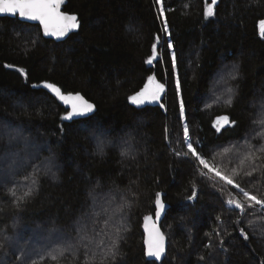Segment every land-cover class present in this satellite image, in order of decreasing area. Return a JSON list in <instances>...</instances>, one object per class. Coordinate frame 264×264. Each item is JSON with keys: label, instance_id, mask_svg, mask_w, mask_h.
<instances>
[{"label": "trees", "instance_id": "1", "mask_svg": "<svg viewBox=\"0 0 264 264\" xmlns=\"http://www.w3.org/2000/svg\"><path fill=\"white\" fill-rule=\"evenodd\" d=\"M205 2L164 0L160 17L155 0H67L64 10L78 16L80 27L64 40L45 37L39 24L0 16V172L16 167L12 177L0 181V264H91V254L101 264L97 242L103 239L105 247H99L105 250L117 229L118 258L104 264L264 262V210L256 206L240 213L226 203L230 197L243 201L237 188L194 158L176 155L187 151V123L191 142L210 164L226 174L237 169L234 179L241 187L264 194V154L257 153L258 171L243 174L251 170L247 142L263 143L254 139L259 130L254 121L264 105V0H218L216 15L207 20ZM164 19L168 33L162 30ZM153 43L158 59L149 64ZM149 76L165 85L162 99L132 104L128 97L143 89ZM40 82L82 93L95 112L63 120L68 109L48 90L32 87ZM229 88L235 95L226 106ZM223 115L236 124L217 132L214 122ZM101 142L103 155L97 150ZM9 156L12 163L4 164ZM33 178L34 194L17 209L11 192L21 196L27 188L18 183L28 185ZM193 185L196 197L189 200ZM157 192L171 205L161 223L167 251L158 260L145 254L142 227L145 216L155 215ZM108 203L123 211L110 237H100L96 227L115 215ZM249 221L255 223L250 227ZM37 226L59 230L74 250L52 260L54 253L32 257L11 247L9 240L34 238ZM82 226L87 238L78 243Z\"/></svg>", "mask_w": 264, "mask_h": 264}, {"label": "snow or ice", "instance_id": "2", "mask_svg": "<svg viewBox=\"0 0 264 264\" xmlns=\"http://www.w3.org/2000/svg\"><path fill=\"white\" fill-rule=\"evenodd\" d=\"M157 4L160 5L159 7V15L160 17H164L165 15V8H164V0H155ZM64 3V0H0V14H10L13 16H19L21 18L30 20V21H38L39 25L42 27L44 35L46 36H53L57 39H61L68 35L69 32H72L80 27V23L78 20L77 15L69 14L67 12L61 11V5ZM218 3V0H211L210 3L205 2L204 4V11L203 16L204 19H209L216 15L215 7ZM187 7V5H185ZM170 10V9H169ZM163 31L165 33L169 32L167 20L164 19L163 21ZM260 34L264 36V21L260 22ZM159 36L156 37V41L159 42ZM168 48L172 49L173 45L169 42ZM158 59L157 57V44L153 43L151 49V56L148 58L147 63L151 64L153 60ZM171 60H172V67L175 69L176 67V55L173 51L171 53ZM5 67H13V65H5ZM17 71L22 75L27 77V73L23 68H18ZM238 72V66H234L232 72L230 73L231 78L234 80L236 79V75ZM177 93H179L180 83L177 79ZM46 89L50 90L59 100H61L64 104L70 106V111H67L66 115L62 117L63 120H71L75 116H84L89 113H92L95 109V105L89 103L88 100L84 98V96L76 93L75 95L69 93L64 94L59 87H57L53 83L45 82L43 85ZM35 87V85L33 86ZM165 91V85L160 83L156 80L154 76L148 77V84L145 85L143 89L139 92L135 93L128 97L134 105H142L145 102H158L160 100L161 94ZM235 95V91L232 88L228 89V96L224 100V104L226 106H231L233 103V97ZM219 101V97L217 98ZM163 107V105H161ZM185 116V106L184 102L181 99L180 101V117L184 118ZM255 124L258 125L259 130L256 132L254 139L264 140V105H262V112L260 114V118L254 121ZM236 124L235 120H230L229 116L223 115L219 116L216 121L214 122V127L216 128L217 132H220L222 128L225 126H234ZM167 134V129H165ZM189 126L187 123L183 125V136L184 142L187 146V151H176V155L184 156V157H192L196 162H198L199 166H202L203 169H206L209 173H214V175L219 178V180L223 181L227 185H232L234 188H237L240 193L243 195V201L236 199L235 197H230L226 203L229 206H234L236 209H239L240 213H244L248 208H255L256 206L259 209L264 210V194H252L250 191L245 190L244 187L236 182L234 177L239 176L240 173L237 169H231V174H226L225 172L221 171L220 167L217 165L210 164L208 159L202 155L203 149L199 152L197 148L194 147L193 143L191 142L190 135H189ZM248 146V154L245 156V160L251 162V170L246 171L243 174L245 176H251L255 171H258L261 165L256 163V160L259 159L257 153L264 154V143H261L259 147H255L251 144V142H247ZM98 152L103 155L104 154V145L103 143H99L97 145ZM226 152L230 151L231 149L225 148ZM121 155H127V153H121ZM241 164L244 163V160H241ZM50 171V169H49ZM55 174L53 173V176ZM200 175L204 176L206 173L201 172ZM35 176V173H34ZM36 183L37 180L33 178L31 180V184L28 186L27 191H25L21 196L17 197L15 191L11 192V195L15 201L14 206L19 209L20 205L24 203L28 198H30L35 190H36ZM196 197V188L193 185V191L190 196L187 197L189 200H193ZM155 216L159 219L161 212L163 211L165 205L161 199V194L157 192L155 194ZM130 207V204H127ZM120 211H123V206L120 207ZM220 219V217H217ZM260 219H264V216H261ZM145 231L147 233V237L144 241L146 245V255L148 257H154L157 260L161 258L165 250V236L164 233L160 231V229L156 226L153 222L149 224V220L151 217L145 216ZM237 222H239V217L237 218ZM249 226L251 227L255 221H249ZM126 230V229H123ZM120 229H117V232L114 238H110L111 243L107 246L100 258L101 264L104 262L111 260L113 262L116 261L119 254V240H120ZM78 232V243L84 241L87 238V230L86 226H82L77 230ZM240 234L243 236L245 240L248 239V234L245 229H240ZM221 246L223 245V240H220ZM86 247V245H84ZM210 246V245H209ZM74 245H68V248H73ZM67 248H58L54 250V254L52 255V260H56L58 257H63ZM201 260L204 259L203 256L200 257ZM91 264H95L96 257L94 254L90 255ZM32 264H38L37 261L33 260ZM264 264V262H262Z\"/></svg>", "mask_w": 264, "mask_h": 264}, {"label": "rangeland", "instance_id": "3", "mask_svg": "<svg viewBox=\"0 0 264 264\" xmlns=\"http://www.w3.org/2000/svg\"><path fill=\"white\" fill-rule=\"evenodd\" d=\"M162 96H163V93L161 94L160 99H162ZM145 103H148V102H145ZM263 143H264V140H263ZM12 158L10 156L5 157L2 160V162H5L4 164H6V162L12 163L13 161ZM3 171L0 172V177H3V178H0V181L5 182L7 180V179L5 180V178L7 177L9 178L14 175V173L16 172V167H11V165H9L8 168ZM16 185L17 183H14L12 187L15 188ZM29 185L30 184L27 185L25 183H21V184L18 183L19 189L28 188ZM110 206H111V203H108L107 204L108 212L111 215L112 213H115V215H113V219H110L108 222L105 221L100 227H96L97 228L96 235L100 237L101 236L110 237L114 229L115 218L117 219L120 217V210L115 209L114 205L112 207ZM116 225L117 223H115V226ZM36 230L38 231L36 236L32 239L31 238L27 239L25 243H21L22 241L19 240L20 237L17 238L16 240H9L11 247H13L16 250L21 249L27 256H32V257L39 256L37 254H40V253L42 255H52L54 253V250L58 248H62V247L68 249V245H70V243L66 241V239L59 233V230L55 228L50 229V228H44L42 226H37L33 229V233H35ZM97 245H99L100 247H105L103 239L97 242ZM99 246H98V249L100 250V254H103L104 249H101Z\"/></svg>", "mask_w": 264, "mask_h": 264}, {"label": "water", "instance_id": "4", "mask_svg": "<svg viewBox=\"0 0 264 264\" xmlns=\"http://www.w3.org/2000/svg\"><path fill=\"white\" fill-rule=\"evenodd\" d=\"M66 3H67V0H64V3L61 5V11L67 12V11L64 10V6H65ZM67 13L72 14V13H70V12H67ZM0 16L18 17L20 20H22V21H24V22H29V23L39 24L38 21H30V20H27V19L21 18V17H19V16H13V15H10V14H0ZM77 17H78V16H77ZM78 20H79V19H78ZM79 23H80V21H79ZM40 27H41V26H40ZM41 29H42V27H41ZM78 29H79V28H78ZM78 29H76V30H74V31H72V32H69L67 36H65V37H63V38H61V39H57L56 37H53V36H46V35H44L43 29H42V32H43V35H44L45 37H47V38H52V39H54V40H64V39H66L71 33L77 31ZM44 83H45V82L33 83V84H32V87L35 85L34 88H43V89H46V88L43 86ZM47 83H48V82H47ZM57 87H58V86H57ZM46 90H48V89H46ZM48 91L51 92L50 90H48ZM61 91H62V90H61ZM62 92H63V91H62ZM51 93H52V92H51ZM63 93L66 94V95L69 94V93H66V92H63ZM76 93H79V92H71V94H73V95H75ZM52 94H53V93H52ZM79 94L82 95V96H84L82 93H79ZM84 98H85L86 100H88L89 103L94 104V102L91 101V100H89L86 96H84ZM58 99H59V98H58ZM60 101H61V100H60ZM61 102H62V101H61ZM62 104L68 109V111L71 110L69 105H66V104H64L63 102H62ZM94 105H95V104H94ZM95 110H96V106H95V109H94V111H93L92 113H89V114L84 115V116H75V117H73V119H71V120L88 117V116L92 115V114L95 112ZM161 199H162V201H163L165 207H164L163 211L161 212V215H160L159 219H157L156 216L154 215L153 217H151V220H149L148 223H149V224H152V223L154 222V223L156 224V226L160 229V231L163 232V230H162V228H161V223H162V221H163V218L165 217V214H166L167 210L170 208L171 205H170L168 202H165L164 199L162 198V196H161ZM232 207H234V206H232ZM144 224H145V221L143 222V226H142V227H143V233H144V241H145V239H146V237H147V233H146V231H145ZM163 233H164V232H163ZM164 236H165V250H164V253H163V255L161 256V258L165 255V253H166V251H167V246H168V238H167V236H166L165 234H164ZM144 244H145V243H144ZM145 252H146V245H145ZM149 258H151V259H156V258H154V257H149ZM161 258H160V259H161Z\"/></svg>", "mask_w": 264, "mask_h": 264}]
</instances>
